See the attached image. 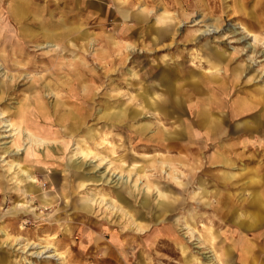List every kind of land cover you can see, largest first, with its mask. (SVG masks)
<instances>
[{
	"label": "clouds",
	"instance_id": "1",
	"mask_svg": "<svg viewBox=\"0 0 264 264\" xmlns=\"http://www.w3.org/2000/svg\"><path fill=\"white\" fill-rule=\"evenodd\" d=\"M0 264H264V0H0Z\"/></svg>",
	"mask_w": 264,
	"mask_h": 264
}]
</instances>
